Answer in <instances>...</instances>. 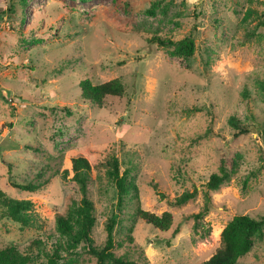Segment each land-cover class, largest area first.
Here are the masks:
<instances>
[{
    "label": "rangeland",
    "instance_id": "rangeland-1",
    "mask_svg": "<svg viewBox=\"0 0 264 264\" xmlns=\"http://www.w3.org/2000/svg\"><path fill=\"white\" fill-rule=\"evenodd\" d=\"M10 2L24 22L15 16L0 21V188L30 199L34 220L24 226L0 213V246L14 243L31 254V264H44L32 241L49 246L56 213L81 197L76 181L56 174L78 155L96 166L87 187L98 247L116 194L113 185L101 191L94 174L111 153L122 168H131L137 199L127 200L126 219L114 233L119 252L137 244L129 252L133 259L197 264L220 245L234 215L264 217V0H26L23 8L20 0H0V10ZM155 34L191 36L194 54L171 56L167 47L149 42ZM116 77L125 84L121 96L107 95L100 104L81 97V79ZM230 116L249 131L235 134ZM210 121L212 133L194 141ZM223 152L238 153L239 167L211 192L204 217L210 231L200 237L192 214L205 203L200 185L217 170ZM10 179L47 181L28 192ZM193 186L199 188L194 198L171 203ZM138 205L158 214L170 211L173 225L162 231L132 219L128 215ZM69 261L95 264V257L81 251ZM240 263L264 264V227Z\"/></svg>",
    "mask_w": 264,
    "mask_h": 264
},
{
    "label": "trees",
    "instance_id": "trees-1",
    "mask_svg": "<svg viewBox=\"0 0 264 264\" xmlns=\"http://www.w3.org/2000/svg\"><path fill=\"white\" fill-rule=\"evenodd\" d=\"M21 7L26 5V0H20ZM88 1V0H79ZM20 13V14H18ZM4 16H15L20 18V22H24L22 12H17V5L14 2L0 10V21ZM149 42H156L160 46L167 47V52L171 56L188 59L195 51V41L191 36L183 37L179 40H172L170 37L160 35H152L148 38ZM261 90L264 93V81L260 83ZM81 97L94 104H100L105 96L115 95L121 96L125 91V84L120 78H112L110 80L93 83L89 78H83L79 81ZM247 94V90H244ZM63 110H68L62 107ZM229 124L236 129L235 134L247 133L249 125L241 119L230 116ZM212 133L211 121L205 131L199 133L195 138L205 137ZM240 155L238 153H221L217 170L212 171L208 179L200 185L205 196V203L202 208L192 214L194 218L193 231L202 237L210 231L208 222L204 221V217L209 213L211 203V192L217 190L222 184L229 181L231 176L239 167ZM10 168V172H11ZM96 170V166L91 163L85 156L78 155L71 159L70 167H65L60 173L64 179L74 180L78 183L81 192L79 199H72L68 204L64 213L58 212L55 217L54 232L50 235L49 246L43 245V241L35 239L32 244L39 247V253L45 258L44 264H72L69 260H73L74 255L80 254L81 251L88 252L95 257V264H150L145 257L141 259H133L129 257V252L137 247L133 243V235L128 236V242L133 243L123 252H119L120 243L116 240L114 229L118 222L124 221V207L127 200L135 197L137 199V185L130 177V167L121 166L119 156L111 153L106 161L102 164L100 172L94 174V178L99 179L101 191L107 190L113 185L115 188L116 202L115 209L109 215L106 221V238L103 244L98 247L94 244L93 226L95 224L94 202L88 197V181L93 177L92 173ZM55 175V174H54ZM15 177V173H14ZM105 182H102V179ZM247 178L244 183H247ZM47 180L38 183L31 181H18L10 179V184L22 191L34 192L38 190ZM156 184L154 187L156 188ZM199 188H185L184 191L175 197L172 204L182 205L189 199L196 196ZM162 196L164 194L162 193ZM32 201L30 199L16 198L8 195L0 188V206L1 215L12 219L24 226L33 225L34 215L32 212ZM128 216L132 219H140L147 224L159 230L166 231L173 225L174 219L170 211H163L158 214L137 206L136 209ZM264 227V217L255 218L249 214L234 215L223 227L220 233V245L207 258L197 264H241V257L246 255L253 243V236ZM131 230V228H130ZM179 231V225L175 226L172 232L176 234ZM171 235V236H172ZM169 244L170 240L166 239ZM134 245V247H133ZM68 255V257H67ZM69 259V260H68ZM32 256L29 252L21 251L14 243H8L0 246V264H31Z\"/></svg>",
    "mask_w": 264,
    "mask_h": 264
},
{
    "label": "bare ground",
    "instance_id": "bare-ground-1",
    "mask_svg": "<svg viewBox=\"0 0 264 264\" xmlns=\"http://www.w3.org/2000/svg\"><path fill=\"white\" fill-rule=\"evenodd\" d=\"M220 230H221L220 228H216V229L214 230V234H215V235H218V234L220 233Z\"/></svg>",
    "mask_w": 264,
    "mask_h": 264
}]
</instances>
